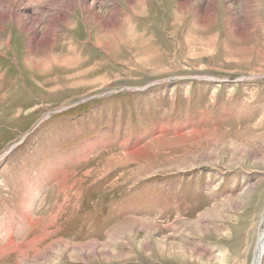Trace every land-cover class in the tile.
Listing matches in <instances>:
<instances>
[{
  "label": "rangeland",
  "instance_id": "374dc122",
  "mask_svg": "<svg viewBox=\"0 0 264 264\" xmlns=\"http://www.w3.org/2000/svg\"><path fill=\"white\" fill-rule=\"evenodd\" d=\"M19 3L56 38L1 25L0 264H251L264 0Z\"/></svg>",
  "mask_w": 264,
  "mask_h": 264
},
{
  "label": "bare ground",
  "instance_id": "6f19581e",
  "mask_svg": "<svg viewBox=\"0 0 264 264\" xmlns=\"http://www.w3.org/2000/svg\"><path fill=\"white\" fill-rule=\"evenodd\" d=\"M0 0V31L2 30V24L4 25L5 22L9 19L14 17L16 19L17 24L23 29L28 31L31 34V37L29 38V40H31V48L32 50H35L38 46L40 47L41 45L47 44V43H53V41L55 40V36H53L50 33V30L48 29V31L42 36V37H38V31L35 28L33 22L31 23L30 27H27V23L26 20L24 19V13L21 12V10L19 9V6L21 3H19L22 0H18L19 2H15L14 0ZM24 8L25 12H26V6L24 4V6L22 7ZM63 16V15H62ZM51 17V16H50ZM59 17V16H58ZM26 18V17H25ZM39 19V18H38ZM11 20V19H10ZM32 21V20H31ZM56 21V20H55ZM59 21V20H58ZM61 21V19H60ZM35 22V21H34ZM62 22V21H61ZM16 24V23H15ZM52 22H50L49 28L51 26ZM36 25V24H35ZM59 25V24H58ZM19 27V28H20ZM46 27V26H45ZM44 27V29H45ZM56 28V27H55ZM43 29V30H44ZM46 30V29H45ZM41 34V33H40ZM29 58H31L32 61V56L30 55ZM26 59V58H25ZM25 63V62H24ZM12 213H9L7 216H0V229H3V236H6L10 230L13 229L14 225H11L12 222ZM24 218V216H23ZM6 219L5 224L2 223V221ZM24 219H28L24 218ZM264 223V222H263ZM6 225V226H5ZM264 225V224H263ZM8 226V229L6 228ZM13 226V227H12ZM263 231V230H262ZM262 231L259 233V237L258 240L260 241V238L262 236ZM8 236V235H7ZM37 239V238H36ZM36 239H34L33 241H35ZM257 240V241H258ZM32 241V242H33ZM263 243V240L262 242ZM0 246H3L4 249L7 248L6 244H2ZM11 246V245H10ZM264 246V244L262 245ZM0 251H4L2 248H0ZM264 251L261 253V259H260V263L261 264V260H262V255H263ZM252 264V263H251Z\"/></svg>",
  "mask_w": 264,
  "mask_h": 264
},
{
  "label": "water",
  "instance_id": "95a60500",
  "mask_svg": "<svg viewBox=\"0 0 264 264\" xmlns=\"http://www.w3.org/2000/svg\"><path fill=\"white\" fill-rule=\"evenodd\" d=\"M263 240V243H261ZM264 229L262 231V236L260 238V241L258 240L255 245L254 253H253V260L252 264H259L261 259V253L264 251Z\"/></svg>",
  "mask_w": 264,
  "mask_h": 264
}]
</instances>
